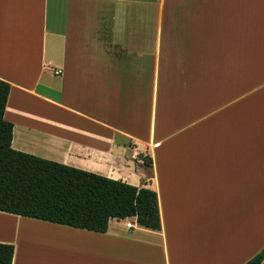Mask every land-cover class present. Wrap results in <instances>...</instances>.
I'll return each instance as SVG.
<instances>
[{"label":"crops","instance_id":"crops-1","mask_svg":"<svg viewBox=\"0 0 264 264\" xmlns=\"http://www.w3.org/2000/svg\"><path fill=\"white\" fill-rule=\"evenodd\" d=\"M263 14L264 0H0L13 149L151 189L161 219L158 231L112 219L101 234L0 213L13 264L260 253L264 51L249 26L263 29Z\"/></svg>","mask_w":264,"mask_h":264},{"label":"trees","instance_id":"trees-1","mask_svg":"<svg viewBox=\"0 0 264 264\" xmlns=\"http://www.w3.org/2000/svg\"><path fill=\"white\" fill-rule=\"evenodd\" d=\"M10 92L0 79V213L101 234L112 219L161 230L155 191L13 149L14 126L5 119ZM14 255L13 244L0 242V264H13ZM263 261L264 249L245 264Z\"/></svg>","mask_w":264,"mask_h":264},{"label":"bare ground","instance_id":"bare-ground-1","mask_svg":"<svg viewBox=\"0 0 264 264\" xmlns=\"http://www.w3.org/2000/svg\"><path fill=\"white\" fill-rule=\"evenodd\" d=\"M258 24V23H257ZM259 26H260V24H258ZM251 26H252V24H251ZM251 26H249V36L250 35H252V36H250L249 38L251 39V41H254V40H257V43H258V40H261L262 39V30L264 29H262L261 27H258L257 26V28L254 26V27H251ZM253 28V29H252ZM249 39V40H250ZM252 44V43H251ZM249 47H250V41H249ZM258 48V47H257ZM255 49H256V47H255ZM262 49H264V48H262ZM251 56V55H250ZM252 58V57H251ZM250 58V59H251ZM250 62H252V60L250 61ZM249 62V63H250ZM255 65H256V71L258 72V69L257 68H259V69H261V65L258 67L257 65H259V63H258V59H257V57H256V60H255ZM252 64V63H251ZM251 64H249V65H251ZM264 64V63H263ZM253 65H254V63H253ZM264 67V65L262 66V68ZM0 230H1V232H3V231H10L11 230V225L9 224V222H6V218H4L3 216H0Z\"/></svg>","mask_w":264,"mask_h":264},{"label":"rangeland","instance_id":"rangeland-1","mask_svg":"<svg viewBox=\"0 0 264 264\" xmlns=\"http://www.w3.org/2000/svg\"><path fill=\"white\" fill-rule=\"evenodd\" d=\"M263 22H262V24L264 25V14H263V20H262ZM262 31H264V29L262 30ZM235 32L233 31V34H234ZM262 34V39L261 40H258V43H257V40H254V41H252V46H254V45H256V49H262V48H264V32H262L261 33ZM233 42H234V40H232ZM251 46V45H250ZM261 46H263V47H261ZM258 47V48H257ZM263 51H264V49H263ZM250 58H251V56H250ZM259 60V59H258ZM0 216H3V217H5L4 215H0ZM132 219V218H131ZM131 219H128L129 221L131 220ZM132 222V221H131ZM0 235H3V233L1 232V230H0Z\"/></svg>","mask_w":264,"mask_h":264},{"label":"built area","instance_id":"built-area-1","mask_svg":"<svg viewBox=\"0 0 264 264\" xmlns=\"http://www.w3.org/2000/svg\"><path fill=\"white\" fill-rule=\"evenodd\" d=\"M62 74V71L61 70H57V71H55V75H61ZM127 228H132V226H133V223L131 222V221H128L127 222Z\"/></svg>","mask_w":264,"mask_h":264}]
</instances>
